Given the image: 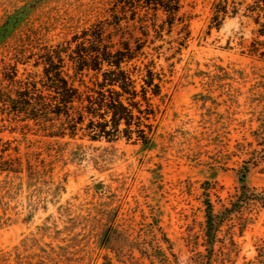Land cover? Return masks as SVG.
Wrapping results in <instances>:
<instances>
[{
  "label": "rangeland",
  "instance_id": "1",
  "mask_svg": "<svg viewBox=\"0 0 264 264\" xmlns=\"http://www.w3.org/2000/svg\"><path fill=\"white\" fill-rule=\"evenodd\" d=\"M114 1L0 0V83L17 60L19 78L41 77L45 48H74ZM216 1L184 0L192 36L182 54L167 60L173 50L162 40L146 47H161L164 79L148 121L152 148L80 132L54 144L52 158L44 152L36 174L25 161L22 172H0V264H163L156 245L172 264H264V13L240 0L217 28ZM2 119L5 146L24 154L31 142L48 144ZM246 166L251 198L237 207ZM207 201L224 217L214 245Z\"/></svg>",
  "mask_w": 264,
  "mask_h": 264
},
{
  "label": "trees",
  "instance_id": "2",
  "mask_svg": "<svg viewBox=\"0 0 264 264\" xmlns=\"http://www.w3.org/2000/svg\"><path fill=\"white\" fill-rule=\"evenodd\" d=\"M238 1L217 0L212 24L221 27L230 7L236 11L243 4ZM251 6L257 14L264 13V0H253ZM184 8V0H115L104 20L76 36L74 48H45L41 77L29 73L19 78V60L12 64L6 85L0 83L2 120L24 122V131L35 130L49 141H30L32 150L23 154L18 146L11 147L7 142L5 146L0 138V172H22L25 161L29 174L34 175L47 165V159L41 157L44 152L52 158L54 144L66 137L75 139L80 132L81 138L115 141L125 137L141 142L143 148H152L155 137L153 124L148 121L155 112L153 99L161 94L164 79L157 69L161 47L153 46L154 54H149L146 47L162 40L173 50L167 60L182 54L192 36V15ZM246 167L240 177L237 207L251 198L244 181L249 170ZM206 205V242L214 245L224 217L214 212L210 201ZM109 227L100 244L111 239L113 225ZM152 250L160 262L172 264L162 246H153Z\"/></svg>",
  "mask_w": 264,
  "mask_h": 264
}]
</instances>
